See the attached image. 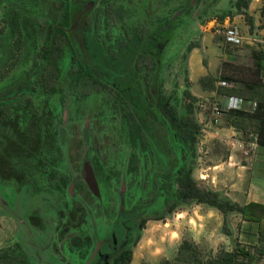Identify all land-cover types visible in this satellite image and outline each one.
<instances>
[{
	"label": "rangeland",
	"instance_id": "374dc122",
	"mask_svg": "<svg viewBox=\"0 0 264 264\" xmlns=\"http://www.w3.org/2000/svg\"><path fill=\"white\" fill-rule=\"evenodd\" d=\"M236 1L202 0V12L193 19L192 12L183 14L185 11L181 8L185 0H115L123 15L121 21L126 25L140 20L153 28L159 20L170 16L173 11L180 10L174 27L164 31V36L169 40L159 57L156 69L161 79L160 90L163 95L171 96L173 103L185 96L184 91H189L192 97L190 100L193 103V115L201 127L194 155L186 145L178 142L172 131L170 137L180 160L192 168L195 179L205 186L210 184V170H206L207 167L212 168L222 163L230 142L225 135L228 125L224 122V113L218 123L208 127L206 108L202 107L206 104V99L221 101L223 95L207 94L199 79L194 77L192 69L197 62V67L202 66L206 75V64L209 63L208 73L221 78V73H229L232 70H225V60L221 58L222 51L233 54V61L230 63L250 66L246 63L249 52H241L239 47L225 45L220 34L205 31L200 26L203 21L212 18L222 20L225 15H229L231 20L237 19L239 14L245 13L246 8L236 7ZM250 1L252 0H248ZM44 5L40 0H0V83L23 74L30 61L35 58L38 47L44 42V35L38 29V19L43 14ZM15 9L20 13L19 33L14 31L9 23V13ZM234 24L239 27L236 22ZM96 32H99L100 36L103 35L99 23ZM115 33L117 31L113 35ZM68 55L67 50L60 61L64 66L68 64ZM9 65L11 66L7 67ZM245 67L243 72H249ZM154 82L156 83L155 80ZM233 83L235 86V82ZM33 96L35 115H22L19 110L15 118L20 127L31 122L34 129L45 130L41 134V140H45L44 155L49 165L54 166L67 178L66 185L61 192L42 190L43 193L36 191L33 196L29 193L26 183L15 185L0 180V218L13 219L17 238L26 245L24 249H28L35 264H83L85 257L89 255L90 247L83 245L76 248L71 242V237H83L92 231L96 234L98 232L97 239L108 236L111 233L109 229L116 226L110 227L115 218L130 229L125 247L133 252L130 264H188L192 261L189 252L180 251V245L186 239L196 245L198 255L202 258L219 250H214V244H209L206 239V226L212 224L216 217L217 223L219 221L214 207L209 209L208 218V205L195 201H178L175 210L169 212L167 204L175 199L172 193L176 185H173V191L168 196L153 190L154 172L159 168L157 163L147 161L138 176L127 172L129 154L136 152L144 156L146 151L138 144L130 143L120 120L111 114L109 102L103 94L90 96L84 99L83 104L76 102L78 110L73 115L68 108L69 103L71 108L73 106L72 102L67 101L72 99L68 92L45 95L36 91ZM178 110L181 114L185 113L182 106H179ZM153 111L156 121L161 117V112L155 107ZM136 114L144 129L149 131L152 124H148V120L153 118L148 119L149 112L145 110L144 104L137 107ZM48 117L52 119L50 124ZM236 135L241 141L251 138L250 130L247 134L237 131ZM13 140L17 141L15 145H12ZM19 140L21 139L12 133L11 127L0 123L2 156L23 155L20 152L24 146ZM258 148L261 154L255 173L259 175L264 174V146L259 145ZM4 164L8 165V160ZM85 167L90 171L88 174L94 181L95 190L94 186L90 187L86 181ZM8 169L6 171L10 173ZM219 169L220 165L216 171ZM201 175H205L204 178L200 177ZM258 178L264 179V176ZM159 179V176L155 178L156 181ZM222 196L227 197L224 194ZM165 197L168 200H165ZM33 212L37 214V230L36 226H31L29 220V214ZM137 215L147 218L142 228L138 225ZM13 222L11 225H14ZM211 228L213 237L218 239L222 236L223 226L221 230L219 225L215 224L211 225ZM115 231H118L117 227ZM119 233L124 234L121 227ZM9 240L15 241V236H11ZM123 241L125 239H120L117 246H122ZM229 242L231 245L235 244L233 239ZM112 244L108 240H102L92 253L89 260L91 264H108V252ZM258 264H264V258H261Z\"/></svg>",
	"mask_w": 264,
	"mask_h": 264
},
{
	"label": "flooded vegetation",
	"instance_id": "af4514ba",
	"mask_svg": "<svg viewBox=\"0 0 264 264\" xmlns=\"http://www.w3.org/2000/svg\"><path fill=\"white\" fill-rule=\"evenodd\" d=\"M40 2L45 3L43 14L38 19V29L44 35V42L38 47L35 58L30 61L29 67L24 69L25 72L23 74L11 77L10 81L0 83V108H3L2 105L4 104L9 108L7 118H3L0 115V123L11 127L12 133L21 139L19 141L24 146L22 152H20L23 155L13 154L12 156L6 155L4 157L0 154V180L15 185L26 183L30 191L29 193L33 196H35L36 191L43 193L42 190H47L50 192L51 182L59 178V175L51 179L50 170H48L49 161L45 156L43 163L35 168V157L37 156L35 151L45 152V140H41V134L45 130L40 128L34 129L33 123L31 122L20 127L15 118L19 110H21L22 115H35V98L33 94L36 91L45 95L68 92V95L72 99L67 101L68 103L72 102L73 105L71 108L69 103L68 107L71 115L78 110L77 103L80 102V104H83L84 99L90 96L103 94L106 97L105 99H109L108 94L103 91H91L84 95V97L76 95L77 90L73 86L74 82L72 83L69 78H66V74L60 78L58 85L52 91L44 92L40 88L33 87L37 71L44 67L45 59L42 50L48 46L45 37V31L48 28L47 24L50 23L53 28L56 25L61 28L64 38L67 39L69 37L71 39V45L73 46V43L75 45L73 46V50L70 44L67 43V40L64 42L63 53L59 57L57 64L59 71L66 73L71 67H78L77 62L72 60V52H74L80 64L108 82V86L112 89H118L123 92L127 91V99H141L143 103L146 101L145 99H151L150 110L154 113L153 108H157L155 100L159 93L162 94L160 90L161 79L157 75L156 67L159 65V57L169 40L164 36V31L174 27V23L179 17L180 12V10L173 11L170 16L159 20V23L155 27L150 28L145 22L140 20H135L131 25H126L121 21L123 15L120 12L119 6L115 4V0H40ZM201 4L202 0H185V4L181 9L185 11L183 14L192 12L191 17L194 19L202 12V8H200ZM9 15L10 26L14 31L19 33L21 29L19 11L15 9ZM12 15H15L17 24L14 23V16ZM98 23L99 29L103 32L102 36H100L99 32H96ZM115 31L117 33L113 35ZM67 50L69 59L68 64L64 66L60 61L65 56ZM153 83H155L154 87H152ZM26 99H31V104H27ZM140 103L139 105L136 104L135 107L142 106ZM108 104L110 109V102ZM24 109H26L25 112ZM145 110L147 112L150 111L146 107ZM111 114L117 116L118 120L121 119L117 111L111 112ZM47 120L49 124L52 121L50 117ZM153 122L156 123L155 120ZM148 124L152 123L148 121ZM94 128H92V131H94ZM150 128L153 130L155 125L152 124ZM16 143V140L12 141V145ZM163 149L165 148H160L159 150L162 151ZM163 155L160 153V157L164 162L166 158ZM7 160L9 164L5 166L4 162H7ZM150 162L157 163L159 175L155 176V178L160 177V173L167 168L165 167L166 164L153 160ZM1 167L3 170H1ZM7 167H10V169ZM38 168L43 169L42 172ZM7 169L10 170V173L6 171ZM159 169L161 170L159 171ZM157 171L155 170V172ZM88 173L90 171L85 167L86 179L90 176ZM12 174H15V176H12ZM160 181L161 177L159 179ZM48 192L44 193L46 194ZM36 215L34 212L33 214H29L31 226H36L35 230L39 228V224L35 223ZM115 219L116 222H114ZM115 219L112 221L110 227L116 226L109 229L111 233L108 236L104 235L101 236V239H97L96 237L99 234L98 232L96 234L94 231L90 232L89 235L86 234L83 236L84 238L89 236L91 239L89 245L84 244L90 247V252L85 257L83 264H86L87 261V264H91L89 260L91 259L92 253L102 240H108L110 243H113L108 252V261L110 262L108 264H112L114 253L126 247L130 229L121 220L117 221L118 218ZM11 222H13V219H10V217L0 218V264H10L1 255L5 252L10 254L9 257L17 261V263L26 260L27 264H35L33 257H30L28 253V249H24L26 245L17 238L16 224L13 222L14 225H11ZM116 227L118 231H115ZM119 227L124 231L123 235L119 233ZM13 235L15 236V241L9 240ZM120 239H125L122 246ZM118 242L121 243L119 246H117ZM75 246L77 248L83 245Z\"/></svg>",
	"mask_w": 264,
	"mask_h": 264
},
{
	"label": "trees",
	"instance_id": "16d2710c",
	"mask_svg": "<svg viewBox=\"0 0 264 264\" xmlns=\"http://www.w3.org/2000/svg\"><path fill=\"white\" fill-rule=\"evenodd\" d=\"M248 0H237L235 5L239 9L248 7ZM14 16V23L17 24ZM249 20V17L247 16ZM250 21V20H249ZM53 23V22H51ZM48 28L45 31V37L48 46L43 48V57L45 59L44 67L37 71L34 79V88H40L44 92L52 91L60 81V78L66 74L77 90L76 95L84 97L87 93L106 92L109 96L111 112L117 111L120 116L121 126L125 129L130 143L138 144L140 148L146 151V155L140 156L136 152H131L128 156L126 169L132 176H138L142 166L147 165V161H158L166 164L161 173V181L157 182L155 176L159 175L158 171L154 172L152 188L156 193L161 192L168 196L173 191V185H176L172 195L175 198L171 203L167 204V210L172 212L177 207L178 201L182 203H189L195 201L199 204H206L214 207L221 213L235 211L240 213L242 219L258 221V239L257 242L246 245L240 242H235L232 249L219 248L213 255L202 258L198 255L196 245L189 240H183L180 245L181 250H187L192 258L188 264H258L262 255H264V205L247 204L240 205L231 201L227 197L221 196L220 192L206 187L201 181H198L193 176V170L186 163H183L171 142L170 131L176 137L179 143L184 144L194 155L195 145L198 141V134L200 132V124L196 121L193 115V103L190 100L192 97L189 91H184L185 96L178 101L172 102V97H165L161 93L158 94L155 104L161 112V117L154 123L153 120H148L149 123L155 125L153 130H145L136 114L135 105L144 104L146 109L151 108V99H145L143 103L141 99H127L128 92L112 89L108 86V82L96 75L95 72L85 68L80 64L79 59L76 58L72 52V60L77 62L78 67H71L66 73L59 71L57 68L58 59L63 53L64 42L71 45L69 37L64 38V34L57 25L53 28L48 23ZM66 43V44H67ZM252 65L245 67L243 65H235L234 63L224 62L225 70L232 69L229 73H221L219 77L223 80H233L235 86L227 88L224 86H217L218 77L206 74L199 78L201 86L205 89H213L220 95H237L247 101H255V109L250 112L243 109L229 110L224 112V122L228 126H232L239 133L247 134V132L257 135L258 145H264V50L254 49L251 51ZM48 67V68H47ZM247 68L249 72H243V68ZM234 69V71H233ZM62 75V76H61ZM31 99H26L27 104H31ZM148 103V104H147ZM0 108V115L7 118L9 108L7 105H2ZM182 106L185 113L181 114L178 107ZM27 108V106H25ZM136 108V109H135ZM139 108V107H138ZM26 109H24L25 112ZM150 115L154 119V113L150 110ZM148 115V119L151 117ZM160 148H165L162 151ZM160 153L164 154L165 161L163 162ZM35 168L41 165L44 161V151H36ZM52 164V163H51ZM42 172L43 169L38 168ZM51 179L59 175V178L52 181L50 184V191L61 192L66 185L67 178L59 173L56 168L49 165ZM148 172V171H147ZM146 172V174H147ZM168 200L167 197L164 198ZM138 218V225L142 228L147 218L136 216ZM162 218V217H158ZM224 232L227 228L223 226ZM90 237H81L75 235L71 242L73 245L90 244ZM2 257L10 264H16L17 261L11 259L7 252L1 254ZM19 255V252H18ZM17 255V256H18ZM133 252L130 248H124L119 252L114 253L112 264H130L132 261ZM17 264H27L26 260L19 261Z\"/></svg>",
	"mask_w": 264,
	"mask_h": 264
},
{
	"label": "crops",
	"instance_id": "0c3cea01",
	"mask_svg": "<svg viewBox=\"0 0 264 264\" xmlns=\"http://www.w3.org/2000/svg\"><path fill=\"white\" fill-rule=\"evenodd\" d=\"M248 4L245 13L239 14L237 19H232L233 21L230 18V21L232 23L236 22L243 33L250 36L251 40L245 41L239 49H241V52L244 50L249 52V59H247L246 63L252 65L253 60L251 51L254 49L264 50V0H252ZM247 16L250 21L247 19ZM232 55L233 54L230 52L222 51L221 58L225 60L224 62H230L233 61L231 58L233 57ZM195 65L196 66L192 69L193 75L199 79L204 76L205 72L202 66L197 67V62ZM208 67L209 63L206 64V74L210 73H208ZM190 72L191 70L189 69V73ZM206 93L215 96L217 92L213 89H206ZM245 107H249V104L246 103ZM225 131V135L230 142L228 153L222 163L219 164V170L216 171V168H219L218 164L212 166V168L207 167L206 170H210V175L206 173V176H209L210 184L208 186L206 185V187L220 192L221 196L222 194L226 195L228 199L240 205L252 203L264 205V179L258 178L261 175L264 176V174L261 173L258 175L255 173L256 164L261 154L258 148L259 145L256 148L254 156L247 161L243 157L241 149L236 142L238 138L233 127L227 126ZM204 176L205 175H201L200 177L204 178ZM210 208L213 207L208 206L206 208V218L209 216L208 213ZM214 210L218 213L219 221L217 223L216 217L212 224L206 226V239L209 244H214L212 245L214 246V250L219 248H225L227 250L232 249L234 245L230 244L229 241H231V239H233V242L237 241L246 245L257 242L258 221L242 219L240 213L235 211L223 214L215 208ZM214 224L219 225V230H221V227L224 225L227 228V232H223L222 236L218 239L217 237H213V232H211V225L213 226Z\"/></svg>",
	"mask_w": 264,
	"mask_h": 264
},
{
	"label": "built area",
	"instance_id": "2783aa9c",
	"mask_svg": "<svg viewBox=\"0 0 264 264\" xmlns=\"http://www.w3.org/2000/svg\"><path fill=\"white\" fill-rule=\"evenodd\" d=\"M200 26L205 31L210 30L220 34L223 38L224 44L230 47H241L245 41L251 40L249 35L243 33L236 24L230 21L229 16H225L222 20L212 18L203 22ZM233 82L234 81L232 80L227 81L220 78L216 82V85L232 88L234 86ZM246 103L249 104V107H245ZM255 106V101H247L240 96L231 94L223 95L221 101L216 99H206V104L204 103L202 105L203 108H206V124L208 127L218 123L222 114L226 111L243 109L252 112L255 109ZM233 129L234 131L236 130L235 128ZM236 132L237 130L235 133ZM236 142L241 148L243 157L249 161L254 156L258 146L257 135L251 133V138L249 140L241 141L237 139ZM262 258H264V255H262Z\"/></svg>",
	"mask_w": 264,
	"mask_h": 264
},
{
	"label": "water",
	"instance_id": "95a60500",
	"mask_svg": "<svg viewBox=\"0 0 264 264\" xmlns=\"http://www.w3.org/2000/svg\"><path fill=\"white\" fill-rule=\"evenodd\" d=\"M88 179H86V181L88 182L89 186L90 187H93L95 184H94V181L92 179L91 176L87 177ZM94 190H95V186H94Z\"/></svg>",
	"mask_w": 264,
	"mask_h": 264
}]
</instances>
